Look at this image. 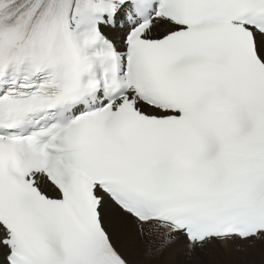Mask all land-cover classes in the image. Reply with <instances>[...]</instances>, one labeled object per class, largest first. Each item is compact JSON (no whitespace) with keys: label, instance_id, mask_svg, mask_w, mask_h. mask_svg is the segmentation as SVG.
Returning a JSON list of instances; mask_svg holds the SVG:
<instances>
[{"label":"snow or ice","instance_id":"1","mask_svg":"<svg viewBox=\"0 0 264 264\" xmlns=\"http://www.w3.org/2000/svg\"><path fill=\"white\" fill-rule=\"evenodd\" d=\"M0 264H264V0H0Z\"/></svg>","mask_w":264,"mask_h":264}]
</instances>
